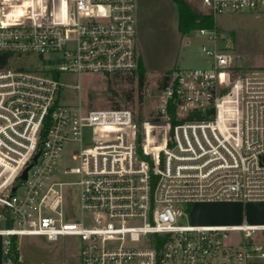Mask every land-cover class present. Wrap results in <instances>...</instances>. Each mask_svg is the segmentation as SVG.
Segmentation results:
<instances>
[{
	"label": "built area",
	"instance_id": "2783aa9c",
	"mask_svg": "<svg viewBox=\"0 0 264 264\" xmlns=\"http://www.w3.org/2000/svg\"><path fill=\"white\" fill-rule=\"evenodd\" d=\"M201 3L213 18L264 15V0ZM137 35L138 0H0L6 264L19 237L73 238L80 264H264V224L189 217L197 202H264V74L233 78V55L202 47L208 69L170 71L150 120L60 102L81 89L60 74H134ZM31 57L53 67L21 64Z\"/></svg>",
	"mask_w": 264,
	"mask_h": 264
},
{
	"label": "rangeland",
	"instance_id": "374dc122",
	"mask_svg": "<svg viewBox=\"0 0 264 264\" xmlns=\"http://www.w3.org/2000/svg\"><path fill=\"white\" fill-rule=\"evenodd\" d=\"M185 1L197 12L208 14L201 0ZM198 30L186 36L178 33L176 8L170 0H138L137 49L144 72L142 90L139 91L137 85L138 69L134 74L114 77L66 73L59 75L60 81L67 85L80 84L81 89L62 88L60 102L66 105L79 103L83 109L89 110L131 108L137 112L140 120H150L154 115L164 73L176 68L208 69L211 59L201 51L202 47L233 55V78L254 72L264 74V15L226 14L214 18L209 29L215 32L214 41L200 35ZM26 60L20 59L25 67H53L46 61L41 62L38 57ZM15 61L12 60V63ZM128 95L132 97L131 100L127 99ZM73 199L77 202L76 195ZM228 210V218L223 222L264 223V202L234 206ZM216 214L215 207L198 204L191 219L219 222L216 219L219 215ZM242 240L241 232H230L225 242L239 245ZM14 245L20 257L17 264H80L78 245L73 238L52 242L43 237H19Z\"/></svg>",
	"mask_w": 264,
	"mask_h": 264
},
{
	"label": "trees",
	"instance_id": "16d2710c",
	"mask_svg": "<svg viewBox=\"0 0 264 264\" xmlns=\"http://www.w3.org/2000/svg\"><path fill=\"white\" fill-rule=\"evenodd\" d=\"M172 4L176 8V14H177V31L181 36H186L189 34V32L193 30L198 29H211L213 25V16L210 14H201L197 12L195 9H193L185 0H170ZM9 55L7 54H0V68L4 67L7 63ZM170 73V71H167L164 73L162 80L159 85V89H161L164 85V82L166 80V76ZM137 85L139 91L142 90V87L144 85V72L142 69V64L140 61V58L138 59V71H137ZM128 100H131L132 97L130 95L127 96ZM173 112L171 111V114ZM174 118V117H173ZM174 122V120H173ZM13 253L15 255L18 254V250H16V247L13 243L12 245ZM5 256H3V261L5 262ZM11 264H17L16 260H13Z\"/></svg>",
	"mask_w": 264,
	"mask_h": 264
},
{
	"label": "crops",
	"instance_id": "0c3cea01",
	"mask_svg": "<svg viewBox=\"0 0 264 264\" xmlns=\"http://www.w3.org/2000/svg\"><path fill=\"white\" fill-rule=\"evenodd\" d=\"M260 204V203H263V202H247V203H239V202H197V203H193L190 207H189V217H190V222L191 224H194V225H238L240 224L239 222H223V220H226L228 217L227 214H229V208L230 207H234V206H242V205H250V204ZM198 204H205L206 206H209V207H215V211L217 212L216 215H219L218 218L216 219H219L220 221L219 222H216V221H213V220H209V221H202V222H197L192 218V215L194 214V211H195V208H196V205ZM211 213H214L213 211H211ZM249 224L251 225H256V224H264V223H257L255 221H251ZM2 241H1V238H0V264H3L5 263L3 261V253H2Z\"/></svg>",
	"mask_w": 264,
	"mask_h": 264
},
{
	"label": "water",
	"instance_id": "95a60500",
	"mask_svg": "<svg viewBox=\"0 0 264 264\" xmlns=\"http://www.w3.org/2000/svg\"><path fill=\"white\" fill-rule=\"evenodd\" d=\"M26 171H27V169L24 170V172H23V174H22V176H21L22 179H25V177H26Z\"/></svg>",
	"mask_w": 264,
	"mask_h": 264
}]
</instances>
